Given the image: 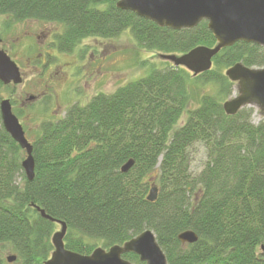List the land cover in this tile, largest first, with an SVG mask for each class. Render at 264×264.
<instances>
[{
    "label": "trees",
    "instance_id": "1",
    "mask_svg": "<svg viewBox=\"0 0 264 264\" xmlns=\"http://www.w3.org/2000/svg\"><path fill=\"white\" fill-rule=\"evenodd\" d=\"M0 14L12 18L8 28L31 19L61 24L51 47L63 54H77L84 39L114 40L125 31L136 49L158 56L217 44L207 21L193 29L160 27L119 9L117 0H0ZM163 60L171 64L42 122L28 139L33 180L22 167L27 153L0 112V264H45L51 257L60 225L38 208L67 225L65 247L80 254L151 230L169 264H264V117L255 124L256 108L235 115L223 108L236 86L225 70L236 63L264 67V47L223 48L212 69L197 76ZM17 86L0 81V103L10 99L20 117ZM129 160L133 166L122 172ZM185 231L197 242L183 244ZM123 258L145 264L134 253Z\"/></svg>",
    "mask_w": 264,
    "mask_h": 264
},
{
    "label": "water",
    "instance_id": "2",
    "mask_svg": "<svg viewBox=\"0 0 264 264\" xmlns=\"http://www.w3.org/2000/svg\"><path fill=\"white\" fill-rule=\"evenodd\" d=\"M117 7L134 12L160 27L173 30L193 29L202 21H207L208 28L217 41L214 47L202 45L181 55H160L174 66L184 67L192 72L193 76L211 70L214 57L223 48L231 47L237 42L264 47V0H117ZM1 43L0 37V81L5 85H20L23 83L20 67L1 48ZM225 76L236 83L237 90V95L223 103L225 113L235 115L242 108L249 106L259 110L260 115L264 117V67L250 68L243 63H236L225 71ZM0 112L6 131L27 153L22 167L28 180H33L35 177L33 146L13 111L10 99L1 101ZM133 164L134 160H129L122 166L121 171L128 172ZM148 199L151 202L156 201V187L151 189ZM38 210L44 218L61 227L51 238L54 251L45 264H134L123 258L126 253L136 254L145 264H169L156 235L151 230L141 233L123 245H114L109 249L98 247L91 254L68 250L64 244L67 225L52 219L44 210L40 208ZM178 238L183 244H192L198 240L193 231H185ZM7 260L13 262L16 256L11 255Z\"/></svg>",
    "mask_w": 264,
    "mask_h": 264
},
{
    "label": "rangeland",
    "instance_id": "3",
    "mask_svg": "<svg viewBox=\"0 0 264 264\" xmlns=\"http://www.w3.org/2000/svg\"><path fill=\"white\" fill-rule=\"evenodd\" d=\"M11 21L10 16L0 14V35L4 38V48L24 77L15 89V96L17 107L23 110L18 118L30 141L35 139L42 122L62 117L70 106L86 104L99 93L110 94L121 84L171 64L158 55L136 49L129 31L114 40L84 39L77 54H63L50 46L52 38L46 34L47 29L60 33L61 24L31 19L14 22L8 28ZM142 61H146L143 66ZM206 89L213 90L210 86ZM236 94L235 89L230 98ZM260 119L256 112L253 122L257 124ZM201 156L195 162L196 169L201 167ZM58 231L60 226L53 235Z\"/></svg>",
    "mask_w": 264,
    "mask_h": 264
},
{
    "label": "flooded vegetation",
    "instance_id": "4",
    "mask_svg": "<svg viewBox=\"0 0 264 264\" xmlns=\"http://www.w3.org/2000/svg\"><path fill=\"white\" fill-rule=\"evenodd\" d=\"M8 30V28L6 27V30L5 31H7ZM46 34H47V38H52V40H51V45L50 46H52V43L54 44V36H55V32H53V33H51V31H50V29H47L46 30ZM2 40L4 41V38H2ZM160 56V55H159Z\"/></svg>",
    "mask_w": 264,
    "mask_h": 264
}]
</instances>
